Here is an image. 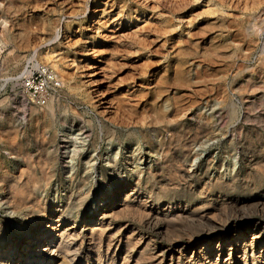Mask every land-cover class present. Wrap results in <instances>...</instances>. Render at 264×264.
Returning a JSON list of instances; mask_svg holds the SVG:
<instances>
[{"label":"rangeland","instance_id":"374dc122","mask_svg":"<svg viewBox=\"0 0 264 264\" xmlns=\"http://www.w3.org/2000/svg\"><path fill=\"white\" fill-rule=\"evenodd\" d=\"M37 83L46 88L42 105ZM262 165L264 0H0V223L9 241L64 209L63 227L75 221L81 236L97 237L98 210L122 184L124 204L104 220L111 226L95 245L84 241L74 262L96 264L98 252L104 264L111 237L114 264H209L208 248L221 261L230 246L219 240L235 226L256 223L264 242V212L253 206L264 193ZM216 178L229 190H214ZM13 190L25 204L15 214L1 201ZM77 191L83 205L72 209ZM35 199L46 208L28 218ZM144 205L184 209L186 220L159 214L158 230ZM262 251L258 243L246 264H259Z\"/></svg>","mask_w":264,"mask_h":264},{"label":"bare ground","instance_id":"6f19581e","mask_svg":"<svg viewBox=\"0 0 264 264\" xmlns=\"http://www.w3.org/2000/svg\"><path fill=\"white\" fill-rule=\"evenodd\" d=\"M104 5V4H103ZM99 9H94L93 10V14L95 13H98ZM105 13V11H104ZM125 21V20H124ZM140 21V20H139ZM129 25V24H128ZM31 26V25H30ZM28 30V29H27ZM26 30V31H27ZM28 36V35H27ZM45 60L47 62H49L50 66L53 68V69H56V71H58V68H57V64L55 63L54 61V58H52L51 56L49 55H46L45 56ZM44 67V66H42ZM25 72V71H24ZM54 74V73H52ZM59 74V73H58ZM58 74H57V77H58ZM57 79V78H56ZM50 102V101H49ZM52 109V108H50ZM49 109V110H50ZM34 112V111H33ZM53 112V110H52ZM50 114H51V111H50ZM12 134H15V133H12ZM173 134V133H172ZM176 135V134H175ZM15 136V135H14ZM175 137V136H174ZM176 138V137H175ZM14 144V143H13ZM11 147V146H10ZM168 147V146H167ZM187 148V147H186ZM13 149V148H12ZM166 149V148H164ZM14 150V149H13ZM20 150V149H19ZM17 152V151H16ZM11 153V152H10ZM14 153V151H13ZM165 153V152H163ZM167 154V153H166ZM186 154H189V151H186L185 152V155ZM165 157V156H164ZM162 159V158H161ZM166 160V158H165ZM170 160V159H169ZM46 161V160H45ZM182 161V160H181ZM29 162V161H28ZM44 162V161H43ZM45 163V162H44ZM40 164V163H39ZM170 164V163H169ZM41 165V164H40ZM163 165V164H161ZM168 166V164H167ZM257 166V165H255ZM263 166V165H262ZM42 167V165L40 166V168ZM49 167V166H48ZM160 167V166H159ZM165 167V166H164ZM264 167V166H263ZM39 168V170H40ZM43 168V167H42ZM41 168V169H42ZM163 168V167H162ZM167 168V167H166ZM177 168V167H176ZM262 168V167H261ZM29 170V169H28ZM47 170V169H45ZM180 170V169H179ZM5 171V170H4ZM24 171V170H23ZM21 171V172H23ZM27 171V170H26ZM34 171V170H33ZM44 170L42 169V172ZM157 171V167H155L154 169L152 170H147V175H151V176H154L155 173ZM181 171V170H180ZM30 172V171H29ZM27 172V174L29 173ZM49 172V171H48ZM261 172V171H260ZM264 172V171H263ZM160 173V172H159ZM26 174V173H25ZM33 174V173H32ZM32 174L30 173V177L32 176ZM45 175L47 173H44ZM180 176H183L188 174V171H185L183 170L181 173H179ZM148 175V176H149ZM189 175V174H188ZM187 175V176H188ZM35 176V175H34ZM44 176V175H42ZM3 177V175L1 176V178ZM45 177V176H44ZM43 177V178H44ZM49 178V176H47ZM47 177H46V180H47ZM148 178V177H147ZM9 179V178H8ZM30 179V178H29ZM150 179H153V178H150ZM45 180V178H44ZM43 180V181H44ZM80 180V179H79ZM160 180V179H159ZM20 180L18 179L17 180V183L19 182ZM31 181V180H30ZM37 181V180H36ZM35 181V182H36ZM148 181V180H147ZM14 182V181H13ZM45 182V181H44ZM47 182V181H46ZM72 182V181H71ZM146 182V180H145ZM157 182V181H156ZM11 183V182H10ZM21 183V182H20ZM25 183V182H24ZM170 183V182H169ZM235 183V182H234ZM9 184V182H8ZM26 184V183H25ZM140 184V180H137L136 181V184L134 186V188L129 192V194L125 197V201L129 198H133L136 193L139 191V190H136V188L138 187V185ZM147 184V183H146ZM156 184V183H155ZM211 184V183H210ZM233 184V182H232ZM13 185V184H12ZM11 185V186H12ZM27 185V184H26ZM46 185V184H44ZM148 185V184H147ZM160 185V184H159ZM174 185V184H173ZM212 185V184H211ZM231 185V184H230ZM229 185L228 182H222V180H220L219 178H216V181L213 185V189L214 190H219V191H226V190H229L228 188L231 187ZM17 186V185H16ZM19 186V185H18ZM79 186V185H78ZM117 189H115V194L114 195V200L112 201V203H110V200L104 204L103 208L102 209H99L98 211L100 213V221L99 222V227L101 230H99V235L96 237L95 234L93 233V231H91L89 233V235L86 237L84 235L81 236V234L79 233V231L77 232L75 230V221L71 224H68L66 225L65 227H63V225H61L60 223L62 222H65V209L64 210H61V211H56V210H53L52 213L50 214V218L51 220L55 218V221L53 222V224L49 225V223L47 222V224L45 225L44 228H37V230H34L33 234L31 236H28L26 239H22V238H19V237H16L14 240H11L9 241L8 237H7V234L10 232V230L8 228H6V226L4 225V222L2 221L0 223V264H79V262H74V258H77L78 256V253L81 249V246L83 244L84 241H89V246L95 241V240H102L101 239V236L102 233H105L104 231L106 230V227L107 226H111L110 224L111 223H106L104 224V220L109 217L110 215H108L109 213L111 214L113 209H114V206H117L118 204H124V198L123 199H117L118 195H122L121 194V191H122V187L123 185L120 184V185H117ZM125 186V185H124ZM210 185H208L209 187ZM33 187V186H32ZM32 187L30 189H32ZM35 187V186H34ZM154 187V186H153ZM158 187V186H157ZM261 187V185H260ZM15 188V187H14ZM21 188V187H19ZM36 188V187H35ZM34 188V189H35ZM81 186L78 187V189H80ZM12 189V188H11ZM210 189V188H209ZM152 190V189H151ZM14 191V190H13ZM7 191L5 196L3 195L1 201L3 202V205H6V208L12 213V214H15V212H17V210H23L24 209V206L25 204H22L20 201V197H17V195L20 193H16L15 191ZM21 191V190H20ZM232 191L234 192L233 190V187H232ZM18 192V190H17ZM159 192V191H158ZM257 192V191H256ZM22 193V192H21ZM20 193V194H21ZM231 193V192H230ZM83 194V193H82ZM118 194V195H116ZM77 197L76 198H73L72 202L69 204L70 207L73 209L75 208H78L80 206L83 205V201H84V197L83 195H81V193H79L77 191ZM149 195V194H148ZM147 195V196H148ZM219 195V194H218ZM224 195V194H223ZM116 197V198H115ZM135 198V197H134ZM133 198V199H134ZM69 199H72V197H69ZM224 199V198H223ZM34 200V199H33ZM36 203L34 202V205H30L31 207H25V208H31L30 212H27L25 213V216H27L28 218L31 217L33 214H39L41 211H44L45 210V202L41 199H35ZM240 200V199H239ZM228 201V200H227ZM33 202V201H32ZM209 202V201H208ZM246 202V201H245ZM228 203V202H227ZM253 206H254V209L258 212H260V214L264 212V193L261 194L260 196H258L256 199H254V202H253ZM142 204V203H141ZM27 205V204H26ZM243 205V204H242ZM245 205V204H244ZM243 205V206H244ZM23 206V207H22ZM29 206V205H28ZM217 206V205H216ZM224 206V205H222ZM234 206V205H232ZM232 206H229V207H232ZM67 207V205H66ZM65 207V208H66ZM210 207V206H209ZM235 207H239V206H236ZM237 208H235L237 210ZM242 208V207H241ZM248 209L250 207H247ZM214 209V208H213ZM245 209V208H244ZM67 210V208H66ZM143 210H144V213H145V220L146 222L148 223H153V225H155V227L158 229V230H162V224L158 222V220H160V217H159V214L160 212H156L154 209H150V208H146V206L144 205L143 206ZM189 210V209H188ZM193 210V209H192ZM197 210V209H196ZM225 209H223L224 211ZM229 210V208H228ZM231 210V208H230ZM235 210V212H236ZM240 210V209H239ZM238 210V211H239ZM24 211V210H23ZM163 212H161V216H164L165 218H167L168 220H172L174 219L176 221H178V219H181V218H184L185 219V210L184 209H177V210H172V211H169L168 208H165L162 210ZM195 211V210H194ZM233 211V210H232ZM241 212L243 210H240ZM239 211V212H240ZM252 211L254 212V210L252 209ZM251 211V213H252ZM116 212V211H115ZM190 212V211H189ZM193 212V211H192ZM218 212V211H217ZM230 213V211H227ZM10 213V214H11ZM143 213V212H142ZM116 214V213H114ZM187 214H190L187 212ZM196 214V213H195ZM223 215H225L223 212H222ZM231 214V213H230ZM229 214V217L232 216V214L230 215ZM257 214V213H256ZM44 215V214H42ZM192 215V214H191ZM222 215V216H223ZM114 216V215H113ZM190 216V215H189ZM203 216V215H202ZM205 216V215H204ZM203 216V217H204ZM209 216V215H207ZM217 216V215H216ZM226 216V215H225ZM224 216V217H225ZM33 217V216H32ZM99 217V216H98ZM192 217V216H191ZM198 216H196L197 218ZM220 216H217V218H219ZM223 217V218H224ZM261 217V216H260ZM263 217V216H262ZM38 218V217H37ZM110 218V217H109ZM200 219V217H198ZM206 218H209V217H206ZM216 218V220H217ZM222 218V217H221ZM93 217H89L88 220H87V224L90 223L91 221H93ZM98 219V218H97ZM183 219V220H184ZM241 219V218H240ZM164 220V219H163ZM166 220V219H165ZM164 220V221H165ZM186 220V219H185ZM215 220V219H214ZM215 220V222H216ZM220 220V218H219ZM219 220H217L219 222ZM223 220V219H222ZM227 220V218H226ZM226 220H224L225 222H227ZM50 221V220H49ZM191 221V220H190ZM199 221V220H198ZM205 221V220H204ZM36 222V221H35ZM97 222V221H96ZM108 222V221H107ZM172 222V221H171ZM187 221H185L186 223ZM193 222V220H192ZM222 222V221H221ZM8 223V222H7ZM55 223H57L55 225ZM170 223V222H169ZM173 223V222H172ZM202 223V220L201 222ZM220 223V222H219ZM17 224V223H16ZM206 224V223H205ZM212 224V223H211ZM216 224V223H215ZM223 224V223H222ZM218 225H221V224H218ZM243 225V224H242ZM38 226V225H37ZM150 226V225H149ZM201 226V225H199ZM212 226V225H211ZM154 227V226H153ZM203 227H206L207 228V225L203 226ZM215 227V226H214ZM152 228V227H151ZM155 228V229H156ZM210 229V227H208ZM213 229V227H211ZM218 228V226L216 227ZM220 228V227H219ZM222 228V227H221ZM253 228V229H251ZM16 229L17 233L23 235L25 234L24 231H25V227H23L22 225H16ZM32 230V229H31ZM108 230V229H107ZM207 230V229H206ZM215 230V229H214ZM82 231V230H80ZM209 230H207L208 232ZM212 231V230H211ZM258 231V232H257ZM165 232V231H164ZM210 232V231H209ZM235 233H233L232 235L230 236H226L225 237H222V239L219 240V242L221 243L220 245H226L228 243V245L230 246L229 247V254L228 256L223 259V260H219L220 259V255L219 254H214L215 252H218V251H214V250H211L210 248H206V255H208L207 257L210 259L212 256H216L215 257V260H210L208 261L209 264H233L232 262V258H231V251L233 250V253L237 256H239V258H241V261L242 264H246L247 263V256H248V251L250 252V257L251 260L253 261L254 258H255V254H254V251H255V248L256 246L258 245V243H261V249H264V242H262L260 239L262 238V232L260 231V229L258 228V225L255 223L251 226H248V225H245L243 227L241 226H235V230H234ZM157 233V232H156ZM163 233V232H162ZM225 234V233H224ZM16 235V234H15ZM97 235V234H96ZM251 236L249 237V241L247 242L246 239L248 236ZM12 236V235H11ZM25 236V235H24ZM109 236V235H107ZM113 236V235H111ZM106 237V236H105ZM104 237V238H105ZM110 237V236H109ZM87 238V239H85ZM115 238V237H114ZM108 240V239H106ZM117 240V239H116ZM115 241V240H114ZM206 241V240H205ZM7 242V244H6ZM103 242V241H102ZM138 242V241H137ZM150 242V241H149ZM96 243V242H95ZM101 243V242H100ZM119 243V239H118V242L116 243V246L118 245ZM139 243V242H138ZM87 244V243H86ZM94 244V243H93ZM107 244V250H106V254L107 256H104L105 259H106V262L107 264H114V252H109V249L111 247V245L113 244V239L111 237V239L109 238L108 240V243ZM128 244V242L126 243ZM150 244V243H149ZM95 245V244H94ZM148 245V244H147ZM219 245V246H220ZM101 246V245H99ZM209 245L207 244L206 247H208ZM145 247V246H144ZM147 247V246H146ZM86 248V247H85ZM98 247H96L97 249ZM151 248V246H150ZM150 248H148L150 250ZM224 248V247H223ZM91 249V247L89 248ZM95 249V248H94ZM92 249V250H94ZM100 249V248H99ZM147 249V250H148ZM83 250V249H82ZM101 250V249H100ZM99 251V250H97ZM97 251H94L95 253ZM228 251V250H227ZM88 253V252H87ZM105 253V252H104ZM161 253V252H160ZM163 253V251H162ZM261 253H264V251H262ZM109 254V255H108ZM156 254H159V253H156ZM203 254V253H202ZM201 254V255H202ZM81 255V254H80ZM85 255V254H84ZM102 255V254H101ZM101 255L97 252V256H96V264H103V258L101 257ZM155 255V254H154ZM158 256V255H157ZM156 256V257H157ZM236 256V257H237ZM86 257V256H85ZM152 257V256H151ZM150 257V259H151ZM88 258V257H87ZM152 258H155L152 257ZM164 257H162L163 259ZM179 258V257H178ZM192 258V257H191ZM234 258V257H233ZM257 260H259V264H264V256H261L260 254L257 256ZM261 258V259H260ZM125 257L123 258V263L122 264H126L125 262ZM236 259V258H235ZM78 260V259H77ZM160 260V259H159ZM158 260V261H159ZM256 260V259H255ZM16 261V262H15ZM88 260H86V264L88 263L87 262ZM158 261H155V262H158ZM162 261V260H161ZM172 261V260H171ZM95 262V261H94ZM258 262V261H256ZM104 263V264H105ZM160 263V262H158ZM204 263V262H203ZM155 264V263H154ZM253 264V262H252Z\"/></svg>","mask_w":264,"mask_h":264},{"label":"built area","instance_id":"2783aa9c","mask_svg":"<svg viewBox=\"0 0 264 264\" xmlns=\"http://www.w3.org/2000/svg\"><path fill=\"white\" fill-rule=\"evenodd\" d=\"M32 83H33V81H32ZM33 90H34V93L36 94V96L38 98L37 104L38 105L44 104V102H45L44 94L46 93V88L44 87V85L41 83L34 84Z\"/></svg>","mask_w":264,"mask_h":264}]
</instances>
